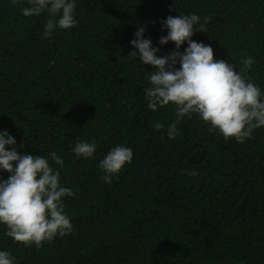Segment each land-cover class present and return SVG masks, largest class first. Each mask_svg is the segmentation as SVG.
Wrapping results in <instances>:
<instances>
[{
  "label": "trees",
  "instance_id": "16d2710c",
  "mask_svg": "<svg viewBox=\"0 0 264 264\" xmlns=\"http://www.w3.org/2000/svg\"><path fill=\"white\" fill-rule=\"evenodd\" d=\"M74 2L78 23L44 38L46 12L25 17L28 0H0V132L25 145L21 155L48 158L75 193L63 198L71 234L37 249L0 224V251L15 264H264V127L241 144L193 114L170 139L175 106L148 108L152 66L129 56L144 26L157 55L170 54L176 46L159 43L161 21L196 14L206 32L192 40L237 72L242 54L252 56L247 76L264 94V0ZM78 140L95 141L92 159L76 158ZM119 145L133 159L109 184L99 163ZM9 175L0 171V179Z\"/></svg>",
  "mask_w": 264,
  "mask_h": 264
},
{
  "label": "clouds",
  "instance_id": "9594fccd",
  "mask_svg": "<svg viewBox=\"0 0 264 264\" xmlns=\"http://www.w3.org/2000/svg\"><path fill=\"white\" fill-rule=\"evenodd\" d=\"M19 6L20 0H12ZM29 7L21 9L25 17L47 13L44 38L52 35L56 28H73L76 4L74 0H28ZM207 22V21H205ZM155 22H153L154 24ZM167 35L159 40L161 45L173 42L176 50L160 57V48L153 47L150 38H145L146 26L139 27L131 44L144 65H151L153 71L147 76L149 87L143 93L148 108L153 112L159 108L174 105V123L168 126L167 135L175 139L179 134L177 125L185 118L197 114L201 120L219 130L224 139L235 138L245 143L255 129L264 127V100L261 89L247 76L255 59L243 56L239 72L236 65L226 60H216L211 46L192 40L196 31L206 32L196 14L169 15L161 21ZM198 25V28L194 26ZM187 41L188 47L179 51ZM180 67L177 68L176 65ZM154 129L159 131L164 124L156 122ZM11 146L8 150L6 146ZM25 145L17 146L15 137L7 130L0 132V171L10 175L0 179V224L6 226V235L14 242L37 249L43 242H51L57 236L64 237L73 231L71 219L65 214L63 198L75 195L71 188L61 186L60 172L54 169L49 159L41 155L19 152ZM95 141L78 140L74 147L77 159H92L96 153ZM133 151L122 145L112 148L100 161L99 168L105 173L102 179L112 182L122 168L133 159ZM50 158L61 168L64 160L55 152ZM188 175L195 176L196 172ZM0 264H15V257L8 251H0Z\"/></svg>",
  "mask_w": 264,
  "mask_h": 264
}]
</instances>
